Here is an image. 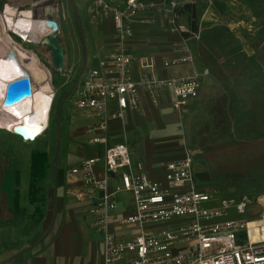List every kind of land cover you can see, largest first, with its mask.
Masks as SVG:
<instances>
[{"label":"rangeland","instance_id":"obj_1","mask_svg":"<svg viewBox=\"0 0 264 264\" xmlns=\"http://www.w3.org/2000/svg\"><path fill=\"white\" fill-rule=\"evenodd\" d=\"M88 1L0 0V20L2 16L7 34L34 53L52 78L50 89L42 97L46 114L33 131L0 127V250L12 242L17 247L30 245L44 232L36 216L30 215L33 207L25 194H20L21 212H15L12 205L14 176L27 177L31 151L49 153L51 172L55 163L65 158L67 165L76 160L73 155L67 157L66 128L75 105L79 70L69 71L66 54L70 31L80 34L75 14L81 19V28L86 29L84 9ZM211 2L214 6L195 3L196 23L202 28L199 38L184 37L198 65L207 66L210 75L198 98L177 113L179 122L173 131L176 137L170 158L191 153L198 189L216 197L247 194L252 201L245 217L255 220L264 213V5ZM7 4L10 6L4 9ZM27 20L32 21L28 32L11 30ZM49 28L54 29L52 37L67 56L59 71L51 66L52 37L41 43ZM28 35L32 38L26 43ZM156 136L149 130L131 142L145 154L159 153L157 158L164 160L169 142L158 143L161 138ZM27 182L23 180V190Z\"/></svg>","mask_w":264,"mask_h":264},{"label":"built area","instance_id":"obj_2","mask_svg":"<svg viewBox=\"0 0 264 264\" xmlns=\"http://www.w3.org/2000/svg\"><path fill=\"white\" fill-rule=\"evenodd\" d=\"M195 1L90 0L86 5L92 21L112 20V36L120 43L97 68L83 70L76 84L75 107L92 120L86 127V144L103 148L77 162L70 173L78 175L83 187L92 193L88 211L101 237V264H264V213L255 220L245 217L251 197H216L199 190L189 152L166 161L163 180H155L144 172L141 161L132 159L125 142L108 144V122L139 106L140 88L153 103L169 89L176 112L198 97L209 69L194 65L193 53L184 40L172 43L176 55L163 61V66L189 64V71L158 77L153 56H145L140 59L137 81L129 69L135 57L126 46L136 24H151V12L159 14L172 31L199 38L198 26L192 30L190 24L180 23L181 5ZM202 1L212 4L211 0ZM98 163L104 171L102 177L95 171ZM114 176L119 180L111 185ZM123 192L132 194L133 209L119 217L117 224L135 230L128 238H118L110 224Z\"/></svg>","mask_w":264,"mask_h":264},{"label":"crops","instance_id":"obj_3","mask_svg":"<svg viewBox=\"0 0 264 264\" xmlns=\"http://www.w3.org/2000/svg\"><path fill=\"white\" fill-rule=\"evenodd\" d=\"M151 1L159 3V0ZM224 1L244 6H252L258 2L264 5V0ZM71 3L73 4L72 1ZM193 3H204L207 6L206 2L202 0H197ZM212 6H214L213 2ZM151 14L153 19L151 24L145 26L136 24L133 29V35L126 41L127 48H129L135 57L129 67L130 76L135 81L139 79L141 73L140 59L145 56H153L155 61V74L158 77H166L172 71L186 72L191 69V65L189 64L172 68H165L163 66V61L176 55L172 43L181 39L184 40V37L190 35H184V33L170 30L169 25L159 14L155 12H151ZM190 15L191 13L188 11L182 12L180 23L184 25L190 24ZM84 16L86 29L83 30L81 28V19L75 14V23L78 24L80 34H78L77 30L70 31L69 34L70 41L67 50L69 54L66 55H68V66L69 70L72 69L71 71H76V69L80 71L83 67L85 70L86 66L90 67V69L97 68L101 59L108 53L117 50L120 46V43L112 36L113 23L111 19L92 21L89 19L86 9H84ZM221 18L219 16V19ZM199 29L202 30L200 26ZM30 37L28 35L24 41L28 43ZM66 60L67 56L65 57V62ZM194 65L197 68L207 67L198 65L195 56ZM209 75L210 70L208 75L203 78L201 88ZM139 96L140 104L136 109H127L123 117L112 119L108 122V144L113 145L125 142L132 159L143 163L144 172L147 176L155 180H163V164L168 160L177 158H170L172 153V148L170 147L173 146V140L176 137L173 131L179 122L177 113L183 112L185 107L198 97L189 100L180 112H176L171 106L173 95L169 89L160 94L156 103L151 101L149 94L144 88H140ZM91 122L92 120L86 113L77 109L75 105L72 107L66 128V149L69 152L67 157L73 155L76 160L72 164L67 165V158H65V161L55 163L53 171L51 172V167L49 166L50 155L47 153L45 176L38 183L40 186L38 197L42 198L41 203H33L30 201L29 180L31 161L27 168V177H25V179H28L26 190H23V180L25 179H20L19 174H15V187L12 193L13 209L17 213L21 212L20 194H25L28 203L33 207L30 215L36 216V220L39 221L44 232L38 240L30 245L17 247L14 246V242L9 246L5 245L0 250V264L102 263L101 237L92 226L91 216L88 211L92 200V193L83 187L78 175L70 173V169L77 162L84 158L95 156L103 148L102 145L86 144L87 134L85 131ZM149 130L157 134L156 137L161 138L158 143L163 141L169 142L166 150L168 156L164 160L157 158L159 153L154 154L151 152V154H145L139 150L138 145L131 142L134 136H139L142 133L147 134ZM158 151L160 150L158 149ZM95 171L99 177H102L104 174L100 163L97 164ZM118 180L117 176L112 177L111 185L116 184ZM126 193L129 194L131 203L128 202L129 198L125 197ZM37 206L39 210L35 211ZM132 209V194L130 192L119 194L117 209L114 212V217L110 219L111 228L118 238H128L135 233L134 229L117 224V219L129 214Z\"/></svg>","mask_w":264,"mask_h":264},{"label":"bare ground","instance_id":"obj_4","mask_svg":"<svg viewBox=\"0 0 264 264\" xmlns=\"http://www.w3.org/2000/svg\"><path fill=\"white\" fill-rule=\"evenodd\" d=\"M8 6L10 4L4 9ZM1 19L3 23L0 20V127L30 133L35 129V123L46 114V103L42 101V97L45 90L48 91L52 85L51 74L34 53L24 50L4 33V30L7 33L8 29L2 16ZM31 25L32 21L27 20L13 26L11 30L25 33ZM53 33H55L53 28L47 29V35L41 43ZM24 76L30 79L31 95L18 103L6 104V86ZM252 238H255V235H252Z\"/></svg>","mask_w":264,"mask_h":264},{"label":"trees","instance_id":"obj_5","mask_svg":"<svg viewBox=\"0 0 264 264\" xmlns=\"http://www.w3.org/2000/svg\"><path fill=\"white\" fill-rule=\"evenodd\" d=\"M188 11L191 13L189 16L190 26L192 30L196 29V15H195V4L194 3H183L180 7V12ZM184 35H188V33H184ZM56 80H53L55 83ZM30 180H29V192L31 194V202H42V198L38 197V193L40 191V186L38 185L39 181L44 178L45 171L47 168V152L45 150H32L30 153ZM39 210L37 206L35 211Z\"/></svg>","mask_w":264,"mask_h":264},{"label":"water","instance_id":"obj_6","mask_svg":"<svg viewBox=\"0 0 264 264\" xmlns=\"http://www.w3.org/2000/svg\"><path fill=\"white\" fill-rule=\"evenodd\" d=\"M52 35L50 36L52 37ZM64 65H65V56H64L63 48L57 42V40L54 37H52L51 66L55 70L59 71L64 67ZM83 70L84 67L79 71V74L77 75L76 84ZM30 95H31V85L28 76H24L19 79H16L10 82L6 86V104L8 105H11L13 103H18Z\"/></svg>","mask_w":264,"mask_h":264},{"label":"flooded vegetation","instance_id":"obj_7","mask_svg":"<svg viewBox=\"0 0 264 264\" xmlns=\"http://www.w3.org/2000/svg\"><path fill=\"white\" fill-rule=\"evenodd\" d=\"M2 23H3V21H2ZM3 27H4V24H3ZM3 29H4V28H3ZM4 33L7 34V33L5 32V30H4ZM7 35H8V34H7Z\"/></svg>","mask_w":264,"mask_h":264}]
</instances>
